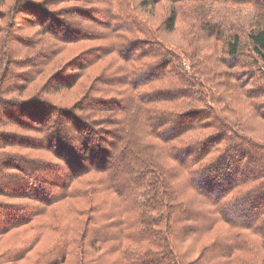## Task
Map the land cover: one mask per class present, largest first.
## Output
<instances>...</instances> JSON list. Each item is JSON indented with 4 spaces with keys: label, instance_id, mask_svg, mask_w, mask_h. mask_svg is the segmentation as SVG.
<instances>
[{
    "label": "trees",
    "instance_id": "16d2710c",
    "mask_svg": "<svg viewBox=\"0 0 264 264\" xmlns=\"http://www.w3.org/2000/svg\"><path fill=\"white\" fill-rule=\"evenodd\" d=\"M0 4V264H264V0Z\"/></svg>",
    "mask_w": 264,
    "mask_h": 264
},
{
    "label": "rangeland",
    "instance_id": "374dc122",
    "mask_svg": "<svg viewBox=\"0 0 264 264\" xmlns=\"http://www.w3.org/2000/svg\"><path fill=\"white\" fill-rule=\"evenodd\" d=\"M70 4H72L73 2H69ZM174 4L171 2H163L159 5H157L156 7H148V12H142L143 16L149 20V18H156V17H162L166 14V10L169 9V7L173 6ZM189 5V4H188ZM188 5H185L181 8V12H180V17H179V21L177 24V30L173 31V32H167L166 30L163 29V31H161L162 36H165L164 39H166L167 41L170 42H178L183 39V37L189 32V28H190V24H192L194 22V19L191 18L188 13H185V10L187 9ZM233 8H240L243 10L244 16L246 17V19L244 20V28L243 31L241 32L242 35V40L244 45L246 46L248 41H247V31L248 29H250V22H249V17L252 16L254 13H259L260 10L259 7L255 8L254 6H252L251 4H244V5H239V4H231L230 7ZM228 7V6H227ZM0 8L2 9H6L7 6H3L0 4ZM226 10V6H222L221 7V11L224 12ZM227 10H230L229 7L227 8ZM154 14V15H153ZM1 22V21H0ZM5 24V23H3ZM34 29V28H33ZM31 31H29V33L27 35H32V36H36V29L32 30L29 29ZM161 36V37H162ZM163 38V37H162ZM95 43L98 42H87L85 44V46H88L89 44L95 45ZM1 44V43H0ZM220 44L222 45V42H220ZM84 46V47H85ZM22 47V46H21ZM81 49L80 46L75 45L72 48L70 47L67 51H65L62 59H65L67 57H69L70 55H73L75 53H77L79 50ZM248 48L245 49V51H247ZM104 62H102L103 64ZM100 65H98V67H95L92 69L93 71H96L97 69H99ZM254 68V66L246 63L243 64L241 66H239L238 68H236L234 71H236L237 73H242L245 74V78L249 79L252 75V72H246L250 69ZM24 68H16L17 72H21L23 71ZM1 71V70H0ZM51 71V68L49 69V71L42 77L43 80L47 79L49 76V72ZM18 74V73H17ZM2 81V74H0V83ZM20 80L19 78L16 80V82H11V83H16V85H20V83H18ZM39 83L38 82H30L28 83V89L25 92H21V87L18 89L16 86V88L14 87V91L11 93H6L5 96L7 97H16L19 99L22 98H27V97H32V96H36L38 98H47L49 100H51L52 102L58 104L59 106H71L78 98L81 97L83 91H82V80L75 85V87L71 88V89H63L60 91H50L48 93L44 92V93H38V95L34 94V92L37 89V86L34 84ZM3 84V83H2ZM49 157L53 158L52 155L48 154ZM182 247V246H181ZM183 250H186V247H182ZM64 264H71L70 262H66Z\"/></svg>",
    "mask_w": 264,
    "mask_h": 264
}]
</instances>
